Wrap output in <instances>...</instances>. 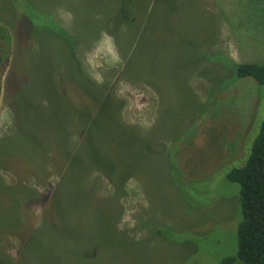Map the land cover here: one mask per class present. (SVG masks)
Here are the masks:
<instances>
[{
    "label": "rangeland",
    "instance_id": "obj_1",
    "mask_svg": "<svg viewBox=\"0 0 264 264\" xmlns=\"http://www.w3.org/2000/svg\"><path fill=\"white\" fill-rule=\"evenodd\" d=\"M37 7L75 35L88 75L107 82L108 89L124 100L123 119L144 127L157 123V132L165 136L159 140L160 149H142L132 163L138 170L123 184L126 193L114 227L106 201L97 203L103 211L78 202L83 216L73 225L61 221L62 230L59 223L43 218L56 188L53 163L46 166L42 179L33 170L0 167V183L13 187L12 191L28 185L40 195L29 200L25 191H0V229H4L0 264H221L222 258L236 253L242 217L239 185L225 173L246 160L260 129L264 84L230 75V67L210 54L237 61L264 60V0H0V47L8 56L0 79V136L17 129L7 94V73L16 51L39 54L41 48L46 53L53 46L54 55L61 54L63 35L54 32L57 35L50 41L54 36ZM133 14L137 23L125 24L134 19ZM37 26L46 32L40 34ZM39 34L42 41L36 43L33 35ZM15 39L28 40L36 48L25 49L26 43L23 48ZM131 44L134 49L138 46L133 66L149 71L121 72L124 57L133 53ZM15 90L16 115L23 112L26 118L36 87L31 82ZM61 100L55 120L67 125L78 102ZM32 127L27 124L22 136H12L0 146L15 140L21 148L41 144L49 151L57 133H64L61 128L37 133ZM105 133L108 140L97 141L99 148L111 147V135L124 140L134 132ZM71 139L74 149L78 140L73 135ZM130 153L121 149L117 156L121 160ZM109 183L97 188L101 195L111 192ZM15 199L23 203L16 211ZM80 199L71 197L65 203ZM69 209L78 212L71 205ZM64 219L72 217L62 214ZM154 225L164 231L155 233Z\"/></svg>",
    "mask_w": 264,
    "mask_h": 264
},
{
    "label": "trees",
    "instance_id": "obj_2",
    "mask_svg": "<svg viewBox=\"0 0 264 264\" xmlns=\"http://www.w3.org/2000/svg\"><path fill=\"white\" fill-rule=\"evenodd\" d=\"M36 9L40 15L47 18L45 26L54 36L50 41H53L58 33L63 35L60 37L62 42L60 43L61 54L60 56L54 55L53 46L52 48L48 46L49 50L46 53L41 48L39 54L28 55L27 52L16 51L13 65L7 73L9 85L7 94L13 104L17 129L11 135L0 136V145L12 136L19 135V133L22 136L27 124L34 126L31 130L37 133H48L56 128H61L64 133H57L56 144L49 151L41 144L21 148L16 143L17 141H8L4 147L0 146V167L8 165L12 169L33 170L42 179L47 170L46 166L53 163L58 177L55 181L56 188L51 203L45 206L43 218L46 217L55 223H59L58 228L62 230V222L66 225L68 223L73 225L75 219L83 216L82 211L78 209L80 207L78 202H85L90 208L92 205L99 207L96 209L103 211L97 203L106 201L110 203L109 212L110 217L113 218L112 226L114 227L115 222L120 220V201L126 193L123 184L138 170L132 163L137 159L140 150H146L148 147L151 149L155 146L160 149L162 142L159 140L165 136V133L157 132L159 127L157 123L144 127L130 124L124 120L122 116L124 100L116 92L108 89L107 82L97 81L88 75L87 67L78 54L79 44L74 39L75 35L56 21L47 10L38 7ZM130 18L125 24H128L129 21L137 23L138 20L135 15V22H133L132 17ZM39 27L41 26H37V29ZM38 31L40 34L43 31L46 32L42 27ZM54 32L57 34L55 35ZM40 34L33 35L36 43L38 40L39 42L42 41ZM15 41L16 45L18 42L22 43L23 48L25 42V49L34 50L36 48L28 40L15 39ZM129 47L133 48V53L124 57V66L121 72L127 71L128 74L137 75L146 70L149 71V68L135 69L138 66H133V63L137 61L134 53L138 46L134 49L131 44ZM4 51L6 52L3 47H0V79L4 60L8 57L4 55ZM210 57L221 60L224 65L222 62L220 64L224 67H230L228 72L230 75H235L236 78L252 77L259 84H264V60L237 61L220 54H210ZM150 58L151 56L148 57L147 61ZM49 66L52 69H49ZM31 82L36 87V92L27 106L26 118L23 117V112L22 114L17 113V116L15 104L19 95L15 89L20 84L29 85ZM1 88L0 84V96ZM64 97L78 102L76 103L77 111L75 110L72 115L70 113L66 120L67 125L55 120V116H58L59 109L63 104L61 99ZM73 105L75 106V104ZM68 122H70L69 125ZM113 130L134 133H127L124 140H119L111 135L109 137L111 147H100V149L97 141L101 140L100 144L107 141L109 133L105 132ZM255 133L257 135H255V139L253 138L251 148H248L249 153L246 154V160L240 165L229 166L225 173L230 182L239 185L238 196L242 217L240 219L239 214H237V218L240 220L237 224L236 253L222 258L221 264H232L237 260L245 264H264V118L259 131ZM71 135L78 140L74 149H72ZM14 143L17 146H14ZM95 145L96 147H94ZM121 149L129 150L131 153L125 158L121 157L120 160L117 155ZM102 183H109V187L112 188L110 189L111 192L108 191L105 195H101L99 189ZM0 184V191L5 192L6 189L9 193L25 191L27 198H30L29 200L40 196L38 190L28 185H20L21 191H12L13 187ZM98 187L99 189H97ZM104 188L106 189V187ZM75 196L81 199L72 201L71 204L65 203L67 199ZM19 205H23L21 200H13V210L16 211ZM69 205L77 209L78 212L72 209L68 210ZM62 214L70 215L72 219L62 220ZM74 216L76 218H73ZM153 229L155 233L164 231L163 226L154 225ZM3 230L0 229V231ZM65 233L69 234L67 229H65Z\"/></svg>",
    "mask_w": 264,
    "mask_h": 264
},
{
    "label": "clouds",
    "instance_id": "obj_3",
    "mask_svg": "<svg viewBox=\"0 0 264 264\" xmlns=\"http://www.w3.org/2000/svg\"><path fill=\"white\" fill-rule=\"evenodd\" d=\"M109 40H110V38H109ZM110 47H111V51H112L113 53H115V46H114V44H111ZM89 63H91V61H89ZM117 227H118V228H121L122 226H121V225H117Z\"/></svg>",
    "mask_w": 264,
    "mask_h": 264
}]
</instances>
